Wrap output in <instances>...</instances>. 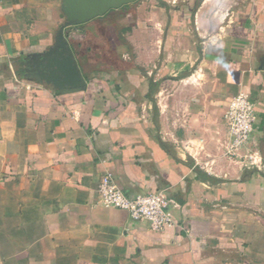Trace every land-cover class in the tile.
I'll return each mask as SVG.
<instances>
[{"label": "crops", "instance_id": "crops-1", "mask_svg": "<svg viewBox=\"0 0 264 264\" xmlns=\"http://www.w3.org/2000/svg\"><path fill=\"white\" fill-rule=\"evenodd\" d=\"M61 8L0 0V264H264V0H139L67 28L88 85L67 94L28 72ZM105 24L119 58L101 68ZM240 93L255 167L226 151ZM106 174L131 198L165 190L175 225L106 207Z\"/></svg>", "mask_w": 264, "mask_h": 264}, {"label": "built area", "instance_id": "built-area-1", "mask_svg": "<svg viewBox=\"0 0 264 264\" xmlns=\"http://www.w3.org/2000/svg\"><path fill=\"white\" fill-rule=\"evenodd\" d=\"M231 141L226 147L231 158L244 159L250 167L257 166V153L251 151V140L255 131L256 106L245 93L238 94L225 114ZM246 150V155L242 151ZM99 194L103 204L127 212L136 222H146L150 229L163 232L175 225L171 200L165 190L140 193L136 197L127 196L108 174L102 177Z\"/></svg>", "mask_w": 264, "mask_h": 264}, {"label": "water", "instance_id": "water-1", "mask_svg": "<svg viewBox=\"0 0 264 264\" xmlns=\"http://www.w3.org/2000/svg\"><path fill=\"white\" fill-rule=\"evenodd\" d=\"M139 0H62L61 18L64 24L49 51L37 54L28 63L34 78L52 84L61 93L80 92L87 89V82L80 69L65 30L104 17Z\"/></svg>", "mask_w": 264, "mask_h": 264}, {"label": "rangeland", "instance_id": "rangeland-1", "mask_svg": "<svg viewBox=\"0 0 264 264\" xmlns=\"http://www.w3.org/2000/svg\"><path fill=\"white\" fill-rule=\"evenodd\" d=\"M116 19H118V17ZM103 22H106V21H103ZM110 22L112 23L113 21H110ZM107 26L108 25L106 24L103 26L105 27V30H103V35L106 39L105 42L103 43L97 42L93 44L91 40L92 44H89V45H92L94 49V52L89 54V59L93 64L98 63L99 66H101V68H104V66L108 65L110 62L113 64L119 58V53L116 49L115 38L108 32ZM113 49H115L116 51ZM108 50H112L111 51L112 53L111 55L109 54V57L106 56V54L108 53Z\"/></svg>", "mask_w": 264, "mask_h": 264}, {"label": "trees", "instance_id": "trees-1", "mask_svg": "<svg viewBox=\"0 0 264 264\" xmlns=\"http://www.w3.org/2000/svg\"><path fill=\"white\" fill-rule=\"evenodd\" d=\"M155 86H156V84L151 83V89H154Z\"/></svg>", "mask_w": 264, "mask_h": 264}]
</instances>
